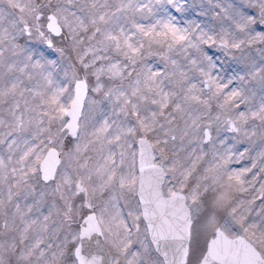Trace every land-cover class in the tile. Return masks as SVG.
I'll return each instance as SVG.
<instances>
[{"label": "snow or ice", "instance_id": "snow-or-ice-1", "mask_svg": "<svg viewBox=\"0 0 264 264\" xmlns=\"http://www.w3.org/2000/svg\"><path fill=\"white\" fill-rule=\"evenodd\" d=\"M0 264H264V0H0Z\"/></svg>", "mask_w": 264, "mask_h": 264}]
</instances>
